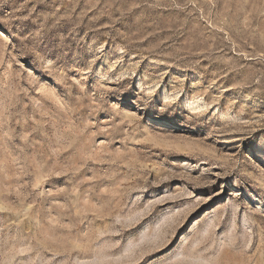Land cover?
Returning a JSON list of instances; mask_svg holds the SVG:
<instances>
[{
    "label": "rangeland",
    "instance_id": "374dc122",
    "mask_svg": "<svg viewBox=\"0 0 264 264\" xmlns=\"http://www.w3.org/2000/svg\"><path fill=\"white\" fill-rule=\"evenodd\" d=\"M0 264H264V0H0Z\"/></svg>",
    "mask_w": 264,
    "mask_h": 264
}]
</instances>
